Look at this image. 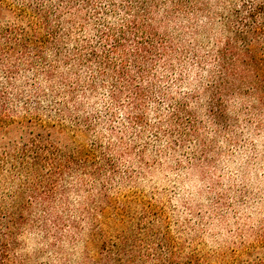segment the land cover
<instances>
[{"label": "rangeland", "instance_id": "rangeland-1", "mask_svg": "<svg viewBox=\"0 0 264 264\" xmlns=\"http://www.w3.org/2000/svg\"><path fill=\"white\" fill-rule=\"evenodd\" d=\"M263 3L199 0L207 13L197 15L196 32L191 29L196 16L177 18L169 28L182 37L180 47L200 45L198 51L206 54L222 41L219 18L223 13ZM14 21L9 10L0 9V26ZM188 57L186 66L170 74L171 95L195 90L198 80L204 84L208 80V71L200 70ZM35 81L34 72L21 69L7 88L6 114L11 119L0 133V146L27 143L41 135L68 151L93 150L99 140L103 151L115 159L116 172L107 170L91 188L80 173L66 175L60 185L67 193L53 198L55 214L62 218L60 230L52 220L49 233L27 229L18 236L15 248L1 253L0 264H162L171 253L177 263L192 255L209 264H231L232 259L233 264H264V105L248 98L230 99L228 130L213 127L195 105L204 123L205 148L189 139L184 148L174 150L173 139L156 142L147 132L131 155L124 153L125 146L133 144L131 132L123 134L128 127L124 116L119 115L110 128L106 92L80 98L82 108L74 112L71 105V114L63 115L52 107L51 98L37 104L33 88L47 94L50 88L44 78ZM161 110L168 112L167 102ZM149 112L154 121V108ZM76 115L80 119L94 116L95 128L76 123ZM121 138L126 142L121 143ZM144 147L140 158L138 150ZM95 156H100L99 151ZM102 199L110 202L107 209ZM92 201L96 209L87 210Z\"/></svg>", "mask_w": 264, "mask_h": 264}, {"label": "trees", "instance_id": "trees-1", "mask_svg": "<svg viewBox=\"0 0 264 264\" xmlns=\"http://www.w3.org/2000/svg\"><path fill=\"white\" fill-rule=\"evenodd\" d=\"M12 1L22 5L0 0V9L15 16L14 22L0 26V133L11 119L6 114L10 106L7 88L21 69L34 72L36 81L44 78L50 88L49 94L33 88L37 104L51 98L52 107L63 115L71 114V105L78 112L80 98L106 92L110 128L122 114L128 126L123 134L131 132L133 137L124 153L131 155L147 132L156 142L173 139L174 150L184 148L189 139L202 145L204 123L195 105L220 130H228L230 99L248 98L264 105V3L223 13L221 43L201 55L202 46L180 47L178 38L182 37L169 28L177 18L196 16L191 26L196 32L197 15L207 13L199 0ZM189 55L195 66L208 71V80L205 84L198 80L195 90L171 95L170 74L186 66ZM180 76L183 84L184 75ZM15 95L21 97L18 92ZM163 102L168 112L161 110ZM74 119L88 129L95 128L94 116ZM100 143L97 140L93 150L68 151L38 135L27 143L0 146V255L15 248L18 236L27 229L49 233L52 220L60 230L62 218L55 214L53 198L67 193L60 185L66 175L80 173L91 188L107 170L115 174V159ZM145 151L146 147L140 148L138 156L143 158ZM106 203L107 209L111 204ZM88 209H96L94 201ZM175 259L173 253L168 254L162 264H209L192 255L180 263Z\"/></svg>", "mask_w": 264, "mask_h": 264}]
</instances>
